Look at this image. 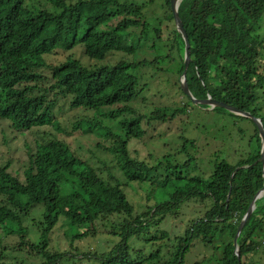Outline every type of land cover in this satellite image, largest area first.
<instances>
[{"label": "trees", "instance_id": "1", "mask_svg": "<svg viewBox=\"0 0 264 264\" xmlns=\"http://www.w3.org/2000/svg\"><path fill=\"white\" fill-rule=\"evenodd\" d=\"M37 1L41 0H0V117L11 121L15 129L26 132L51 124L59 128L55 117L57 98L52 99L51 92L69 99L72 108L116 105L105 116L117 120L126 138L142 136L145 118L150 124L174 119L182 112L178 107L162 105L148 109L149 115H137L135 112L140 111L133 106L150 88L147 71L141 73L144 69H152L157 75L175 71L182 75L185 69V40L177 29L170 0H165L169 14L165 25L161 23L155 28V37L148 47L158 53L154 58L95 66L83 65L76 58L49 63L45 56L79 44L90 58L99 61L113 52H137L138 45H125L123 41L128 39L130 29L142 27V6L121 0H50L56 8L52 11L34 8L31 3ZM179 14L191 43L187 82L192 95L198 99L212 96L249 111L264 126V98L260 102L264 95V39L256 32L264 17V0H180ZM163 49L164 55L160 52ZM178 83L181 93L189 98L181 81ZM189 102L194 105L190 98ZM195 105L199 109L210 107ZM210 111L250 120L254 127L247 147L234 161H216L208 178L167 175L163 185L174 178L181 184L166 200L142 211L128 200L119 177L106 167L85 161L60 139L37 145L35 152L30 153L22 179L10 170V164H0V226L8 223L16 238L13 246L1 245L0 264H11L5 260V250L11 249L34 260L42 258L40 264H65L68 260L77 263L85 254L75 256L72 250H62L51 242L58 222L66 219L72 230L71 240H75L90 234L89 230L80 231L81 228L87 224L94 227L97 221L108 220L112 214L122 216L119 223L114 222L120 241L111 250L98 254L95 264H149L162 258V247L158 243L156 249L146 254V245L169 240L172 231L163 225L164 221L173 214L177 216L180 207H190L191 203H199L204 213L193 218L182 234L174 235L177 245L173 246V261L161 264H181L183 254L196 241L210 243L221 224H228L233 238L264 183L260 161L263 142L258 125L251 118L219 106ZM99 123L107 128L106 136L115 139V143L97 145L114 154L128 183L152 181L158 168L174 167L167 155L155 165L133 156L126 138H121L101 118L94 120V125ZM239 130L246 133L242 126ZM91 131L93 127L88 125L81 134ZM183 138L185 143L189 142ZM25 218L36 226L38 241L31 237ZM263 238L264 195L257 199L238 239L241 258L248 257V250L259 251ZM220 264L251 263L239 261L232 240L225 244Z\"/></svg>", "mask_w": 264, "mask_h": 264}, {"label": "rangeland", "instance_id": "2", "mask_svg": "<svg viewBox=\"0 0 264 264\" xmlns=\"http://www.w3.org/2000/svg\"><path fill=\"white\" fill-rule=\"evenodd\" d=\"M74 1L76 0H67L68 3ZM121 1L137 3L142 6V27L130 29L128 39L123 41L125 45H138L137 52L132 54L113 52L103 61H99L90 58L84 52L83 45L79 44L69 50H54L51 54L45 56L46 60L49 63L58 64L67 58H76L83 65L95 66L100 64L114 65L121 60L134 62L140 61L142 60L141 58L145 57L154 58L158 53H154L148 47L151 45L152 38L155 37V28L159 27V25L161 26V23H163L164 27V22L169 16L165 0ZM31 4L34 8L43 7L52 11L56 10L50 0H41ZM117 21L118 19L113 23ZM143 28L145 29L144 32L142 31ZM256 32L264 39V17L257 25ZM142 47H146L147 51H144ZM160 52L164 55L166 49ZM262 57L264 61V55ZM163 67H166V65H163ZM145 71H147L145 73L146 81L150 82V88L143 93V97H139L133 103L134 108L140 111L139 113L135 112V114L149 115L148 109L151 108L153 110L157 107H162V105H169L171 109L178 107L182 110L174 119L168 118L165 121H155L149 124L145 118L143 120L145 130L142 136L126 138V132L118 125L117 120L109 119L105 116L109 111L116 109V105L103 106L98 109L72 108L69 99L55 96L54 92H51L50 97L52 99L57 98L55 117L59 122V128L51 124L34 127L24 132L15 129L11 121L0 117V164H10V170L22 179L24 169L30 163V153L35 152L37 145L51 139H60L85 161L102 169L106 167L107 170L119 177L121 179L120 184L128 200L135 205L138 211H142L144 208L147 209L158 202L166 200L169 193L181 184L180 180L174 178L173 181L163 185L162 180L167 175L173 177L202 176L208 178L214 169L216 161L223 158L234 161L244 151L250 136L253 134L254 125L250 120L238 117L233 119L226 114L210 111L212 110L210 107L199 109V106L192 105L189 102V98L181 93L178 82L181 81L182 75H179L176 71L170 74L164 72L161 75H157L152 69H144L141 73ZM142 79H145V77L142 76ZM263 98L264 95H262L260 102H263ZM98 118H101L103 123L111 127L121 138H126L128 149L133 156L147 161L149 165H155L167 155L174 167L169 170L158 168L153 173L155 178L152 181H144L141 184L138 182L128 183L118 168L117 158L114 154L97 145L102 143L103 145L111 146L113 145L111 143H115V139L106 136L107 128L104 125L100 123L94 125V120ZM79 122H82L81 128H78ZM88 125L93 127V131L81 134L83 128H87ZM240 126L246 130L244 135L239 130ZM183 137L188 138L189 142L185 143ZM188 159H190L189 162L185 163ZM103 175H107L106 170H104ZM106 201H108L109 206L112 205L109 203V197H107ZM203 213L204 207L200 206L199 203H191L190 207H180L177 216L173 214L168 217L163 225H166V228L172 231V237L167 241L150 242L146 245V254L156 249L155 246L158 243L162 247V258L151 261L149 264L172 262V253L175 250L173 246L174 244L177 245L174 235L182 234L186 225L193 218ZM25 220H27L25 225L29 226L31 237L38 241L39 233L36 231V226L32 225L28 218H25ZM121 220L122 216L118 217L117 214H112L108 220L97 221L94 227L87 224L80 229V231L89 230V235L71 240L72 230L66 219L62 218L52 233L51 242L53 246H57L62 250H72L75 256L79 253L85 254L79 257L81 258V260H78L80 263L68 260L65 264H95L99 261L96 258L98 254L111 250L120 241L119 230L114 229V222L119 223ZM9 227L8 223L0 226V253L2 251L1 245L11 244L10 246H13L14 244L12 243L16 241V238L11 235ZM93 228L96 229L95 232H93ZM220 228L222 230L217 231L211 238L210 243L205 244L202 241H196L183 254L181 264H220L225 244L232 242L230 227L222 226L221 224ZM114 230L117 233H114ZM132 241L135 243L136 239L134 238ZM136 247L139 248V245L136 244ZM5 253V260L11 264H40L42 261V258L34 260L32 259L33 257L25 253L12 252V249L10 251L5 250ZM248 253L249 255L245 259L248 263L264 264V250L262 247L258 253L250 250H248Z\"/></svg>", "mask_w": 264, "mask_h": 264}, {"label": "water", "instance_id": "3", "mask_svg": "<svg viewBox=\"0 0 264 264\" xmlns=\"http://www.w3.org/2000/svg\"><path fill=\"white\" fill-rule=\"evenodd\" d=\"M178 2H179V0H170V7H171L172 13L174 15V19H175L177 28L182 33L184 40H185V59H184L185 60V69H184V71L182 73V77H181V86H182L185 94L192 100V102L194 104H198V105L199 104H206L212 108L216 107V106L224 107V108H227V109L233 111L236 114L251 118L258 125L260 136H261L262 142H263L262 152H261V162L263 164V176H264V126L261 122V119L256 117L255 115H253L249 111L241 110V109H239V108H237L231 104H228L224 101L213 98L212 96H209V97L204 98V99L195 98L189 90V86H188V82H187V70H188V67H189V64H190L191 58H192L191 57V43H190L187 31L184 28L183 21H182L181 17L179 16V11H178L179 4H178ZM230 193H231V191L229 192L228 197L230 196ZM263 193H264V184L258 190V192L255 194V196H254L253 200L251 201V204L248 208V211L244 215V217H243V219H242V221L238 227V230L235 234V238H234L235 252L237 253V256L239 258H240V253L238 250V237H239L241 231L243 230L245 224L247 223V221L251 217L253 211L255 210L256 200L259 197H261L263 195Z\"/></svg>", "mask_w": 264, "mask_h": 264}, {"label": "clouds", "instance_id": "4", "mask_svg": "<svg viewBox=\"0 0 264 264\" xmlns=\"http://www.w3.org/2000/svg\"><path fill=\"white\" fill-rule=\"evenodd\" d=\"M179 2H180V0H179ZM179 2H178V4H179ZM178 8H179V7H178ZM191 57H192V56H191ZM184 62H185V60H184ZM181 77H182V76H181ZM195 98H196V97H195ZM199 105H200V104H199ZM204 105H206V104H204ZM208 106H209V105H208ZM210 108H212V107H210ZM213 108H214V107H213ZM261 152H262V150H261ZM260 161H261V158H260ZM262 165H263V164H262ZM263 177H264V176H263ZM263 184H264V183H263ZM230 191H231V190H230ZM230 191H229V192H230ZM257 192H258V191H257ZM257 192H256V193H257ZM228 194H229V193H228ZM230 195H231V193H230ZM263 195H264V193H263ZM263 195H262V196H263ZM262 196H261V197H262ZM229 197H230V196H229ZM229 197H228V199H229ZM253 198H254V197H253ZM259 198H260V197H259ZM259 198H258V199H259ZM228 199H227V200H228ZM252 200H253V199H252ZM256 201H257V200H256ZM250 204H251V203H250ZM255 206H256V202H255ZM255 208H256V207H255ZM247 211H248V210H247ZM253 212H254V211H253ZM246 213H247V212H246ZM246 213H245V214H246ZM245 214H244V215H245ZM252 214H253V213H252ZM243 217H244V216H243ZM236 219H237V218H236ZM242 219H243V218H242ZM249 219H250V218H249ZM241 221H242V220H241ZM248 221H249V220H248ZM248 221H247V222H248ZM240 223H241V222H240ZM240 223H239V225H240ZM246 224H247V223H246ZM246 224H245V226H246ZM222 226H223V225H222ZM225 226H228V224L225 225ZM245 226H244V227H245ZM228 227H229V226H228ZM238 227H239V226H238ZM243 229H244V228H243ZM221 230H222V229H221ZM237 230H238V228H237ZM237 230H236V232H237ZM242 231H243V230H242ZM242 231H241V233H242ZM230 232H231V236H232V231L230 230ZM236 232H235V234H236ZM241 233H240V235H241ZM235 234H234V237L232 238V240H233V245H234ZM240 235H239V237H240ZM239 237H238V239H239ZM261 247H262L263 250H264V238L262 239ZM261 247H260V248H261ZM238 250H239V253H240L239 243H238ZM259 250H260V249H259ZM234 252H235V245H234ZM251 252L258 253L259 251H251ZM235 253H236V252H235ZM236 255H237V253H236ZM248 255H249V254H248ZM237 257H238V256H237ZM246 258H247V257L245 256L244 259H242V258H241V254H240V258L238 257L239 261H241V262H242L243 260H245ZM245 261H246V260H245Z\"/></svg>", "mask_w": 264, "mask_h": 264}]
</instances>
